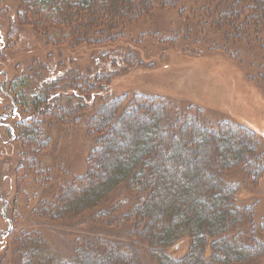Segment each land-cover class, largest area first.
<instances>
[{"label":"trees","instance_id":"16d2710c","mask_svg":"<svg viewBox=\"0 0 264 264\" xmlns=\"http://www.w3.org/2000/svg\"><path fill=\"white\" fill-rule=\"evenodd\" d=\"M192 9L201 21L195 39L156 32L160 13ZM0 16L10 19L0 58L17 54L12 40L29 54H17L16 68L1 75V100L20 114L19 162L47 150L52 125L85 124L92 142L83 174L62 188L54 182L33 203L43 231L71 233V255H53L42 230L22 232L14 264H258L264 243L246 237L255 217L237 193L242 177L254 184L264 177V136L190 115L177 117V132L166 136L170 104L142 94L127 101L112 84L154 66L165 48H181L185 56L220 52L264 87V0H0ZM120 190L127 195L111 203Z\"/></svg>","mask_w":264,"mask_h":264},{"label":"rangeland","instance_id":"374dc122","mask_svg":"<svg viewBox=\"0 0 264 264\" xmlns=\"http://www.w3.org/2000/svg\"><path fill=\"white\" fill-rule=\"evenodd\" d=\"M192 10L191 12L187 10L183 17H180L176 11L160 13L154 21L158 25H155L156 32L158 31L162 38L184 32L188 33L191 39H195L201 21L199 13ZM9 22L10 19H6V16H0V33L4 43H6V30H10ZM206 35L207 40H204L208 42V34ZM161 37L158 36L159 39ZM20 42V40L17 44L13 40L9 42L11 49H17L19 57H29L27 52L21 51L16 46ZM24 45L25 43L23 48ZM34 49H37L43 59L50 53L49 50L46 51L38 46H34ZM179 49L181 48H165L163 55L152 57L155 61L154 66L144 65V71L136 70L122 80L114 82L112 87L115 96L128 95L127 101H130L135 94L163 98L171 107L167 108L168 118L162 125L166 136L175 135L179 126L176 118L183 115H190L193 118L199 116L209 124L226 121V124H230L234 129L240 125L255 132L259 139L260 136H264V87L248 80L246 72L239 64L220 52L185 56L178 51ZM2 50L4 49L1 46L0 51ZM17 54L10 57L12 61L9 63L0 58V86L5 82V78L1 75L5 71L8 73V69L16 68L13 59ZM71 54V51L65 52V55ZM12 106L16 109L15 115L9 114V107ZM12 106L0 97V123L3 124L0 126V232L11 228L9 236L1 247L2 251L0 249V254L3 255L0 264H14L16 258L14 251L18 247L17 241L22 232L39 233L40 230L50 252L67 258L72 253L68 243L71 233L67 231V234L65 232L62 236L56 232L50 234L43 231L40 222L44 220L39 214L37 205L33 206V203L34 201L38 203L44 193L50 188L52 190L54 182H62L60 184L62 188L65 184L69 186L75 178L83 174L85 159L92 142L86 139L85 124L82 127L52 125L45 133V137L49 140L47 150L37 157H30L29 160L32 161L26 159L21 164L19 161H22L24 147L19 140H13L14 123L20 118V114L19 111L17 112V107ZM2 113L9 115V118H2ZM219 140H221V152L224 153L228 145L224 140ZM216 159L219 161L221 158L218 156ZM246 179L243 177L239 179L240 189L237 193L239 206L243 210L253 211L255 217L254 220L251 218L253 224L247 229L246 237L253 233L258 241L264 243V177L255 184L252 181H245ZM123 194L127 195L122 190L115 193L111 203L121 200ZM35 222L38 224L34 225ZM110 229L112 231L108 232L118 235L119 239L126 237L125 234L119 235L120 227L116 229L111 226ZM140 257L147 263L148 258L145 255ZM258 264H264V255Z\"/></svg>","mask_w":264,"mask_h":264},{"label":"flooded vegetation","instance_id":"af4514ba","mask_svg":"<svg viewBox=\"0 0 264 264\" xmlns=\"http://www.w3.org/2000/svg\"><path fill=\"white\" fill-rule=\"evenodd\" d=\"M9 114H13L15 115L16 114V109H13L12 111L9 112ZM1 117L2 118H9V115H6L4 113L1 114ZM14 122V121H13ZM3 125L2 123H0V126ZM2 210V209H1ZM1 214V213H0ZM3 215V214H2ZM12 226V225H11ZM10 227V225H9ZM13 227V226H12ZM10 231H11V228H8L7 230L5 231H1L0 232V247H2L4 245V242H5V239L9 236L10 234Z\"/></svg>","mask_w":264,"mask_h":264}]
</instances>
